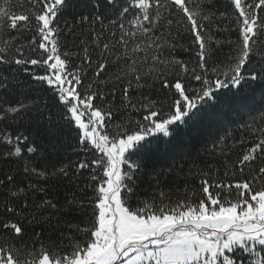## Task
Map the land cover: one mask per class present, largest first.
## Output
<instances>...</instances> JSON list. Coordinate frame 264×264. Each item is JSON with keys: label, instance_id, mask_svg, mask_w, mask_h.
<instances>
[{"label": "snow or ice", "instance_id": "obj_1", "mask_svg": "<svg viewBox=\"0 0 264 264\" xmlns=\"http://www.w3.org/2000/svg\"><path fill=\"white\" fill-rule=\"evenodd\" d=\"M18 4L0 3V122L37 131L0 130V161L28 181L0 178V264H264V96L258 122L239 110L264 86V0ZM33 82L54 105L11 102ZM229 117L239 138L206 149L222 178L180 167L199 195L143 194L161 145Z\"/></svg>", "mask_w": 264, "mask_h": 264}, {"label": "trees", "instance_id": "obj_2", "mask_svg": "<svg viewBox=\"0 0 264 264\" xmlns=\"http://www.w3.org/2000/svg\"><path fill=\"white\" fill-rule=\"evenodd\" d=\"M2 2L3 0H0V3ZM220 2L221 4H226L227 0H220ZM13 3L16 4L17 11H20L21 9L19 8L18 0H13ZM226 52L227 46H225L222 56L226 54ZM176 54L183 59H189V55L182 51H178ZM33 84L35 85L34 88L29 87L18 89V92L23 94L14 95L11 98V102L14 103L16 100H24L27 102L30 99L39 98L41 100H47L50 105H54L55 102L50 91H46L45 86L37 85L35 82H33ZM250 88L251 91L249 95L244 97L239 104L241 119L244 121H251L252 116H256L258 122L260 115L258 106L260 104L261 97L264 96V86L256 84L250 86ZM166 91L167 90H163V92L159 93L161 98H163V93ZM52 110L53 113H55L54 107ZM249 113H251V115ZM25 127H28V130L34 133L37 131L35 128L30 127L27 124L10 125L8 128H5L4 123L0 122V130L7 132H14V130L17 128L23 131ZM226 134L229 135L228 144L231 146L232 138H239L241 134L240 120L233 117H229L226 120H215L207 128L202 129L197 127L189 130L186 134V138L182 137L168 145L166 148L161 145L153 154L152 159L154 161L156 171L158 173H162V175L158 182H156L154 178L144 177L141 181L143 194H156L162 190L168 193L172 200L175 201L177 198L184 196L185 189L187 188L189 191L195 189L197 191V195H199L200 185L198 179H193L191 182L186 184L184 180L178 175H173L171 170L183 167L185 170L192 168L193 171H196L202 166L211 164L213 167L221 168L222 178V161L219 159L213 160V158L208 155L206 149H213L215 146L214 141L217 139V137L225 136ZM76 135V130L73 127L64 126L60 130L59 141L67 144H75ZM248 138L249 140L251 139V137ZM242 147L244 146L238 145L236 148H234L232 150L230 159L235 160ZM39 163L42 165L43 161H40ZM18 167L19 165L15 163H6L4 161H0V178H3L6 172L12 170V174L17 176L18 181H20V186H25L28 181L24 177L22 171L18 172L16 170ZM0 191H2V189H0ZM2 199L3 197L0 196V200Z\"/></svg>", "mask_w": 264, "mask_h": 264}]
</instances>
